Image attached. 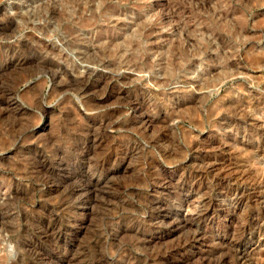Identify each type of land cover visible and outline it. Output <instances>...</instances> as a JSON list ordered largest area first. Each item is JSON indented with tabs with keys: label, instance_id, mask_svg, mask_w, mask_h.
I'll return each mask as SVG.
<instances>
[{
	"label": "rangeland",
	"instance_id": "374dc122",
	"mask_svg": "<svg viewBox=\"0 0 264 264\" xmlns=\"http://www.w3.org/2000/svg\"><path fill=\"white\" fill-rule=\"evenodd\" d=\"M0 264H264V0H0Z\"/></svg>",
	"mask_w": 264,
	"mask_h": 264
}]
</instances>
